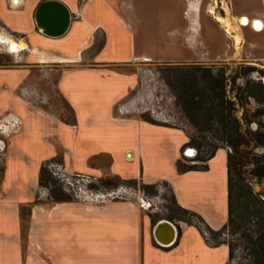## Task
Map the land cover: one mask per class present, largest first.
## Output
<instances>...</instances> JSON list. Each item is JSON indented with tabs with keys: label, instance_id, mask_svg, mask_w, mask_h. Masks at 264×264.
<instances>
[{
	"label": "rangeland",
	"instance_id": "obj_1",
	"mask_svg": "<svg viewBox=\"0 0 264 264\" xmlns=\"http://www.w3.org/2000/svg\"><path fill=\"white\" fill-rule=\"evenodd\" d=\"M43 1L33 9L23 5L13 10L0 4V17L9 31L16 30L17 24L33 20ZM94 1L99 10L88 24L103 25L110 36L95 61L106 64H93L91 51L82 64H39L33 52L26 61L27 50L6 52L0 44V138L17 133L5 179L10 236L19 224L0 261L226 264L228 248L208 245L200 230L185 221L190 226L181 229L173 249L164 251L151 238V222L173 217L171 222L179 225V218H191L183 210L199 214L214 230L227 219L224 189L217 190L229 149L218 148L210 161L213 170L207 177L216 192L208 190L199 175L195 186L192 176L178 172L180 164L183 169L197 162L184 156L185 149L193 147L187 145L182 129L189 126L176 100L183 87L176 84V92L169 82L189 81V76H175L189 71L187 67L223 74L226 97L234 103L245 139L258 142L262 137L252 133L255 123L263 121L256 113L257 104L244 99L241 83L256 72L244 71V65L263 70L264 34L239 30L249 22L255 29L257 24L256 19L241 16L249 9L238 0ZM70 2L77 12L87 3ZM37 35L31 40L44 46L62 43L40 41ZM72 121L80 125L77 132L69 128ZM11 123L18 129L24 126L18 133L8 130ZM43 129L50 131L44 135L49 143L41 137ZM204 135L207 143L214 141L210 134ZM263 152L264 148L254 150L252 161ZM42 165L51 178L40 187ZM246 177L254 192L264 191V174ZM30 189V201L18 203L17 224L15 200ZM72 202L82 205H60ZM134 213L136 227L131 225Z\"/></svg>",
	"mask_w": 264,
	"mask_h": 264
},
{
	"label": "trees",
	"instance_id": "obj_2",
	"mask_svg": "<svg viewBox=\"0 0 264 264\" xmlns=\"http://www.w3.org/2000/svg\"><path fill=\"white\" fill-rule=\"evenodd\" d=\"M101 47L102 42L96 44L95 54ZM184 69L189 71L179 72L175 76L182 75L185 79L189 76L191 79L189 81L183 79L180 83L170 81L169 84L174 90L177 88L176 84H179L183 87L182 93L192 89L187 96L178 93L176 100L189 126L188 130L182 129L188 137L187 145L197 151L195 158L191 160L197 163L183 169L180 168V164L177 170L180 173L207 170L205 163L214 156L216 150L223 148L222 146L228 147L227 219L218 230L212 229L199 214L191 211L183 210L191 218L181 217L179 220L195 225L208 245L226 246L228 248L226 264H264V191L254 192L250 179L246 177L247 173L248 176L256 178L261 175L257 162L252 161L241 148L246 140L245 134L235 115L234 103L226 97L224 76L210 69L199 70L196 67ZM204 134H210L214 141L207 143ZM205 146L207 149L202 150ZM251 166L254 167L250 169ZM50 178V174L42 165L39 186L45 185ZM166 219L171 221L174 218ZM179 235L178 228V237Z\"/></svg>",
	"mask_w": 264,
	"mask_h": 264
},
{
	"label": "crops",
	"instance_id": "obj_3",
	"mask_svg": "<svg viewBox=\"0 0 264 264\" xmlns=\"http://www.w3.org/2000/svg\"><path fill=\"white\" fill-rule=\"evenodd\" d=\"M39 0H20V6L18 7H13L10 6V0H1L0 4L2 5H8V8L13 9V10H17L20 9L23 5L24 6H28L31 7L30 9H33L36 5V3ZM61 1L63 3H65L68 8L70 9L72 15H73V20L71 22L70 28L68 30V32L57 39H51V38H47L43 35H41L35 27V23H34V14H33V20L32 21H27L25 24L19 23L16 26V30H11L9 31V26L8 23L6 22L5 24V20L3 19V17H0V44L3 47H5L7 49L8 52L9 48L8 45L11 41H14L17 45H18V49L17 52L21 51V50H27L29 53L26 54L25 56H23V58L26 61H29V54H31L33 52V56L35 58V60L37 61V63L39 64H59V63H75L78 62L80 60V56L81 53L83 51L86 50H90L92 48V46L97 42L96 39L100 38V41H102V47L99 49L98 53L101 52L102 50H104L108 45H109V33L108 31L104 28V26H100L96 25L94 27L90 26L88 24V20L91 18L92 15H94L95 13L98 12L99 7H98V3H95L94 0H84V2H87L83 5H81L80 10H78V12L73 8L70 0H58ZM72 1H76V0H72ZM240 1V5L241 7L244 8H248L249 11H246V14L250 15V13L252 12L251 16H255L256 18L263 20V26H264V18H263V13H264V0H238ZM14 4H19V1L16 0ZM40 4V3H39ZM38 4V5H39ZM37 5V6H38ZM37 8V7H36ZM35 8V9H36ZM0 10H1V6H0ZM35 12V10H34ZM246 14H242V15H246ZM240 16H237L236 18H238ZM235 18V19H236ZM238 25V24H237ZM239 28H241V26H238ZM245 29L250 30L253 33H257V34H264V29L260 32H256L253 31L252 29H250L249 27H242ZM98 29V30H96ZM240 30V29H239ZM38 34L37 36H39L40 41H51V42H59L61 40L62 43H59V45H57V43L53 46H44L43 44L39 43L38 41L31 40L32 37H35V35ZM243 40V39H242ZM241 40V41H242ZM19 44H22V48H19ZM72 47V48H71ZM74 47V48H73ZM73 49V50H71ZM73 51V52H72ZM72 52V53H71ZM36 53V54H35ZM97 55V53L92 56L91 61L93 62V64L96 65H103L106 63H102V62H96L95 61V56ZM135 78V77H133ZM135 80V79H134ZM136 83V80H135ZM76 118V115H75ZM77 119V118H76ZM77 125V131L80 128V125L77 121L76 123ZM24 125H22L19 129H18V133L20 132V130L23 128ZM71 132L72 129L69 126ZM43 134H42V138L45 142L51 141L49 138H46V134L49 131V129L42 130ZM49 134V133H48ZM46 135V136H44ZM40 136V133H38V137ZM17 133L14 136H11V138L6 139V145H7V150L6 153L1 157L0 160V256L2 258V253L3 251H5V247L8 246L9 244V239L12 237H14L13 235L18 233V227H19V222H20V216L18 217V213H19V202L20 199L24 202H29L31 199V195H33L32 193V189H30L29 191H26V194H20V197L18 196L15 200V206L13 207V210L16 212V216L14 220L15 223H17L18 225L16 226L17 230L15 231V233L13 235H9V210H10V206H9V190L7 188V184H5V179H6V175L8 172V168H9V159H10V155L12 152V145H11V141L12 139H17ZM40 138V137H39ZM49 143V142H48ZM130 154V153H128ZM49 157H52L51 155ZM129 158H131V155L128 156ZM213 158V157H212ZM211 158V159H212ZM211 159H209L207 161V170L206 171H188L185 173H180L183 176H192L194 179V185L196 186V178L199 175L201 178V181L205 182L206 186L208 187V190L214 191L216 192L215 187L213 186V184L210 182L209 178L207 177V174L211 173L213 168L210 165V161ZM41 162V161H40ZM223 173L220 176L219 179V188L217 190L221 191L224 189V195H225V199H226V203H227V169H226V163L223 167ZM36 184V183H34ZM37 185V184H36ZM36 187V186H35ZM177 201L180 205H183L182 202H180V200L177 198ZM76 203V204H73ZM77 204H81L79 202H72V203H63L60 204L63 207H68V206H78ZM137 205V204H136ZM56 207V206H54ZM137 208V206H136ZM36 211H40V210H44L43 207L41 206H34V208ZM226 211H227V205H226ZM133 219L131 222V225H133V227L137 226V213L133 214ZM179 225H177L175 223V225L177 226V229L179 228L180 230V234H181V229H183L184 231L189 228L190 225H187L185 222L183 221H177ZM154 224L153 222H151V238L153 240V244L156 245L157 247H159L155 241L154 238L152 236V228H153ZM180 236V235H179ZM179 238V237H178ZM132 241L136 242L137 239H133ZM178 241V240H177ZM177 241L176 243L170 247V248H161L160 249L164 250V251H169L171 249H173L176 245H177ZM136 250V249H135ZM0 264H4L0 261Z\"/></svg>",
	"mask_w": 264,
	"mask_h": 264
},
{
	"label": "water",
	"instance_id": "obj_4",
	"mask_svg": "<svg viewBox=\"0 0 264 264\" xmlns=\"http://www.w3.org/2000/svg\"><path fill=\"white\" fill-rule=\"evenodd\" d=\"M72 20L73 15L68 6L58 0H45L37 6L34 12L36 30L51 39L64 36L68 32ZM70 125L73 131L77 130V125L73 121ZM2 144L0 140V150ZM195 154L196 150L193 148H186L184 151L186 157H193ZM152 236L159 247L170 248L177 241L178 229L170 220L162 219L154 224Z\"/></svg>",
	"mask_w": 264,
	"mask_h": 264
},
{
	"label": "flooded vegetation",
	"instance_id": "obj_5",
	"mask_svg": "<svg viewBox=\"0 0 264 264\" xmlns=\"http://www.w3.org/2000/svg\"><path fill=\"white\" fill-rule=\"evenodd\" d=\"M241 16H246L248 18V21L256 19V20H254V22H256V21L261 22V23H259L260 25H258L260 28L259 31H257L254 27H252L250 22L248 23V25L241 26V27H249L250 29H252L253 31H256V32H260L264 29L263 22H262L263 20H260L253 15L252 16L251 15H241ZM263 18H264V13H263ZM236 23L238 24L237 21H236ZM243 39H244V37H243ZM96 41L97 42L92 46V48L90 50H86V51H83L81 53L80 60L76 63L82 64L86 60V55L89 51H91V57L95 55L96 44H98V42L99 43L102 42V41H100V38H97ZM6 52H8V51H6ZM261 62H264V60H261ZM242 68L244 71H247L248 69H251V68L254 71L256 70V72L253 75H251V77H249V78L246 77L247 79H243V81L241 83L242 84L241 90L243 91L242 93L244 94L243 95L244 99L247 97V98H249V100L252 103L257 104L256 113L259 116V118L263 121V125H257L255 123L256 127L253 131L254 133L251 132L252 134H255V135L257 134V136H259L260 138L262 137V139H260L257 142L255 140L246 138V140L244 141V143L241 147L243 149V153L248 154L249 158L251 159L250 156L253 155L254 150L259 149V148H264V109L262 107V106H264V67H263V70H257L254 67H250L248 65H244V67H242ZM73 116H74V120H75V114L74 113H73ZM13 129H16V130L18 129L14 123H11L10 125H8V130L12 131ZM5 132H7V131L5 130ZM73 132H77V130L73 131ZM245 136L247 137V134H245ZM0 140L3 143L1 146L2 149L0 150V155L2 157V155H4L6 153V150H7L5 136L0 138ZM227 152H228V150H226V158H227ZM196 154H197V151H196ZM196 154H195V156H196ZM195 156L190 157V158L194 159ZM258 158H259V160L256 161L257 166L259 167L260 174L263 175L264 174V152L261 153L260 157H258ZM0 176H1V173H0Z\"/></svg>",
	"mask_w": 264,
	"mask_h": 264
},
{
	"label": "bare ground",
	"instance_id": "obj_6",
	"mask_svg": "<svg viewBox=\"0 0 264 264\" xmlns=\"http://www.w3.org/2000/svg\"><path fill=\"white\" fill-rule=\"evenodd\" d=\"M256 24H257V28L256 29H260L259 28V26L258 25H260L259 23H261L260 21H256L255 22ZM227 27V26H226ZM228 28V27H227ZM8 48H9V51L11 52V53H16L17 52V49H18V45L14 42V41H11L10 43H9V45H8ZM19 48H22V44H19Z\"/></svg>",
	"mask_w": 264,
	"mask_h": 264
},
{
	"label": "built area",
	"instance_id": "obj_7",
	"mask_svg": "<svg viewBox=\"0 0 264 264\" xmlns=\"http://www.w3.org/2000/svg\"><path fill=\"white\" fill-rule=\"evenodd\" d=\"M16 0H10V6H13V7H18L20 6V0L19 1V4H14Z\"/></svg>",
	"mask_w": 264,
	"mask_h": 264
}]
</instances>
